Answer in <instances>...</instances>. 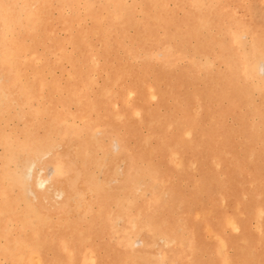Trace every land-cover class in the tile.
Listing matches in <instances>:
<instances>
[{
	"label": "rangeland",
	"instance_id": "obj_1",
	"mask_svg": "<svg viewBox=\"0 0 264 264\" xmlns=\"http://www.w3.org/2000/svg\"><path fill=\"white\" fill-rule=\"evenodd\" d=\"M263 53L264 0H0V264H264Z\"/></svg>",
	"mask_w": 264,
	"mask_h": 264
},
{
	"label": "bare ground",
	"instance_id": "obj_2",
	"mask_svg": "<svg viewBox=\"0 0 264 264\" xmlns=\"http://www.w3.org/2000/svg\"><path fill=\"white\" fill-rule=\"evenodd\" d=\"M21 15V14H20ZM31 20V19H30ZM81 24V23H80ZM248 29V28H247ZM241 45V44H240ZM258 51V50H257ZM255 52V51H254ZM261 52V51H260ZM262 55H264V53L262 54ZM12 57V56H11ZM255 59V58H254ZM251 62V61H250ZM249 64V63H248ZM5 65L3 64V67H4ZM7 66V65H6ZM248 68V67H247ZM246 68V69H247ZM247 73V72H246ZM93 75V74H92ZM264 88V87H263ZM132 94H134V93H132ZM78 103V102H77ZM117 116V115H116ZM58 120V119H57ZM87 125V124H86ZM232 134V133H231ZM56 139V138H55ZM48 142V141H47ZM66 155H68V154H66ZM76 155V154H75ZM67 157V156H66ZM65 157V158H66ZM69 157V156H68ZM61 160V159H60ZM63 160V159H62ZM71 161V160H70ZM213 162V161H212ZM174 163V162H173ZM194 164V163H193ZM67 165V164H66ZM217 166V165H216ZM64 167H66V166H64ZM70 167V166H69ZM68 168V167H67ZM194 168V167H193ZM69 169V168H68ZM133 170V169H132ZM70 171V170H69ZM154 172V171H153ZM153 175V174H152ZM156 175V174H155ZM158 176V175H157ZM127 177V176H126ZM29 178V177H28ZM132 178V177H131ZM152 178V177H151ZM155 178H157L156 176H155ZM156 180V179H155ZM128 181V180H127ZM159 181V180H158ZM45 183V182H44ZM127 183V182H126ZM130 184V183H129ZM41 186V185H40ZM155 201V200H154ZM158 201V200H157ZM159 202V201H158ZM147 203H149V202H147ZM152 203L153 202H151V205H152ZM130 204V203H129ZM157 204H159V203H156V205ZM161 204V203H160ZM125 206V205H124ZM162 205H160V207H161ZM32 207V206H31ZM150 207V206H149ZM155 208V207H154ZM153 208V209H154ZM156 210H158L157 208H156ZM161 210V209H160ZM19 211V210H18ZM148 211V210H147ZM155 211V210H154ZM261 213V212H260ZM140 217V216H139ZM132 219V218H131ZM138 219V218H137ZM154 219V218H153ZM150 221H151V219H150ZM149 221V222H150ZM152 221H154V220H152ZM133 223V222H132ZM162 223V222H161ZM134 225V224H133ZM154 225V224H153ZM156 225V224H155ZM237 226V225H236ZM13 227V226H12ZM145 227V226H144ZM143 227V228H144ZM152 228V227H151ZM157 228H158V226H157ZM144 230V229H143ZM140 231H142V230H140ZM6 233V232H5ZM144 233H145V231H144ZM156 234V233H155ZM158 234V233H157ZM159 236V235H158ZM161 236V235H160ZM162 237V236H161ZM165 237H166V235H165ZM157 238V237H156ZM147 240V239H146ZM162 240H166V239H162ZM148 241V240H147ZM146 241V242H147ZM156 241V240H155ZM173 242H174V240H173ZM172 242V243H173ZM181 242V241H180ZM18 243V242H17ZM183 243H185V242H183ZM244 243V242H243ZM12 244H14V243H12ZM26 244V243H25ZM147 244V243H146ZM166 244V243H165ZM223 244V243H222ZM15 245V244H14ZM66 245V244H65ZM149 245V244H148ZM152 245V244H151ZM167 245V244H166ZM67 247V246H66ZM142 247V246H141ZM156 247V246H155ZM13 248V247H12ZM42 248V247H41ZM64 248H65V246H64ZM68 248V247H67ZM144 248V247H143ZM154 248V247H153ZM11 249V248H10ZM9 250V249H8ZM144 250V249H143ZM160 250V249H159ZM10 251V250H9ZM28 251V250H27ZM144 251H146V250H144ZM156 252V251H155ZM5 253V252H4ZM9 253V252H8ZM68 253V252H67ZM72 253V252H71ZM160 253V252H159ZM156 254V253H155ZM9 255V254H8ZM11 256V255H10ZM9 256V257H10ZM69 256V255H68ZM134 256V255H133ZM164 256V255H163ZM166 256V255H165ZM169 256H171V255H169ZM8 257V256H7ZM130 257V256H129ZM169 258V257H168ZM24 259V258H23ZM102 261V260H101ZM39 262V261H38ZM133 262V261H132ZM133 263H135V262H133ZM21 264V263H20ZM72 264V263H71Z\"/></svg>",
	"mask_w": 264,
	"mask_h": 264
}]
</instances>
